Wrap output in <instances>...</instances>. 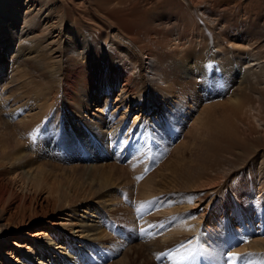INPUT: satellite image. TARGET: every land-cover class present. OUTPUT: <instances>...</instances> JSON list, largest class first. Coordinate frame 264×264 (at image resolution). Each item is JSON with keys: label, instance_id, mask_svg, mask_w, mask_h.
<instances>
[{"label": "bare ground", "instance_id": "bare-ground-1", "mask_svg": "<svg viewBox=\"0 0 264 264\" xmlns=\"http://www.w3.org/2000/svg\"><path fill=\"white\" fill-rule=\"evenodd\" d=\"M52 1L0 0V177L53 199L65 222L9 259V198L5 264H232L229 252L264 264V211L262 236L204 228L223 192L237 198L240 172L264 194V0H100L115 19L103 25L86 0H54L65 27L49 43ZM133 194L137 217L123 202Z\"/></svg>", "mask_w": 264, "mask_h": 264}, {"label": "rangeland", "instance_id": "rangeland-1", "mask_svg": "<svg viewBox=\"0 0 264 264\" xmlns=\"http://www.w3.org/2000/svg\"><path fill=\"white\" fill-rule=\"evenodd\" d=\"M53 1H52V5H51V11L48 10V11H45V12L43 11L40 13L42 22H44L46 17H49L51 19V21L49 20L48 24H46L47 22H44L45 25L43 26V27H45V26L48 27V31L46 32V37H48L49 43L50 42L56 43L58 41V39H60V37L57 38L56 36L59 34V31H64V27H65V24H64V22H62V19L58 18L56 15V12L58 14L60 9H58V6L56 5V3H53ZM99 1L100 0H88V1L86 0V3L81 4V6L84 8L85 7L90 8L92 10V17H96L95 18L96 22L97 21L100 22L101 25H103V23L105 24L107 20H109L112 23L113 22L115 23V19L110 16L108 11H106V14H103L104 17H106V18L103 17L101 12H98L97 8H98V5L100 4ZM168 1H170V0H168ZM23 2H25V0H23ZM97 2L99 4H97ZM77 3H79V1ZM87 3H88V5H87ZM103 3L105 4L107 10H110L111 8L116 7V6L122 7L119 5V3L126 4L125 1L121 2V0H104ZM91 4H93V5H91ZM124 4H123V7L126 6ZM140 7L142 9H144L147 7V4L146 3H144V5L141 4ZM38 9H39V7H38ZM56 9H57V11H56ZM184 10H185V8H184ZM27 11L28 10H25V9H21L19 11V21L21 24H24L26 22V20L30 19V18L26 19V17L28 16L26 14ZM184 13H187V12H184ZM99 15H100V17H99ZM80 17L74 16L73 17L74 21L76 19L79 20ZM86 20H88V22L92 23V24L94 22V21L92 22L89 19H86ZM118 24L119 25L121 24L120 26L126 27V29L129 30L128 29V27H129L128 23L122 22L121 19H118ZM230 30H231L230 32H233L231 34V36L235 37L234 36L235 30H233L232 28H230ZM131 36H134V32L131 33ZM240 37L237 35L236 38H233L232 40H234V42H236V44H243V41L241 40ZM63 41L68 42L69 38L65 37L63 39ZM245 44H247V42ZM259 44H260L259 46L261 48V50H260L261 55L264 56V53H263L264 52V41H263V43L262 42L260 43V41H259ZM106 97L107 96L105 95L102 97L101 100L95 101L91 110L92 109L94 110L95 108H100L101 104L104 105L105 102H103V101L105 100ZM111 99L116 100V98H114V97L112 98V96H111ZM187 107H189V104ZM92 112L98 113L96 111H92ZM133 114H136V112H134ZM133 117H135V116H132V118ZM187 124H189V123H187ZM177 140H178V136H177ZM241 174H242V172H240V174H238L235 177V183H237V186L240 189L238 192L237 198L234 196V199L232 198V200H230V199L228 200V197L230 198L231 196L227 193L224 194V192H223V194L220 195L217 202L213 205V207L210 211L211 214L206 216V220H205L206 224H205L204 228H206L207 225L210 226L211 223L214 224V226H216L217 222H219V223H221L227 227H229L231 225L232 228H236V229H238V228L240 229L241 225H246V226L248 225L247 226L248 228L252 227L254 229V232L255 231L260 232L261 235H259V236H262L261 230L264 227L262 228V225H261L262 217H260V215L261 216L263 215V213H261V212L264 211V204L257 205L256 203L259 202V199H260L259 197L264 195V194L262 192H260L261 191L260 185L253 186V188H252L253 190H249L248 188H246V186L241 187V179L242 178H240V177H243V176H241ZM243 174L245 175L244 171H243ZM13 177H14L13 174L4 175V176L0 177V208H3L4 206L6 208V206H7L6 203L8 202L7 200L9 198H12L11 201L13 202V205L11 207L7 208V210L4 214L3 222H2L3 224H5L9 221V226H11V228H12V233L9 236H6L4 238L5 240L8 238V241L7 242L4 241L5 243H3V245H5V246H4L3 251H2L3 253L7 252L9 254L8 255L9 259H12V257L15 258L17 256L18 250H22V249L28 250L27 248H30L32 246L36 234L42 233V232H44L46 234H50V232L54 231L55 228L57 229V231H59V225L61 223L65 222L63 213H61L60 211L58 212L56 210L57 208L55 209L53 199H45L46 195H43V196L41 195L38 198L36 197V195H29V193H27V192H29L28 190H23L20 185L15 184ZM220 182H222V181H217V184H219ZM238 184H240V185H238ZM214 185H216V184H214ZM209 188H210V186H209ZM219 188H221V186ZM250 191H251V193H249ZM10 196H12V197H10ZM247 198H251V201L248 204L245 203V201H244ZM123 202L124 203L127 202L128 209H130L129 213L130 214L132 213L133 216L135 215L137 217V215H138L137 212H140V206H138V205H140V203L138 205H136V203H137L136 196L133 194V196L130 197V199L125 198V200H123ZM254 202H256V203H254ZM152 209L151 208L146 209V211H149L148 214L153 213ZM115 225H116V229L119 232L122 231L121 234L124 235V237L127 240H130L132 237H134V239H136L135 237L139 236L137 231H135L134 229H132L130 227L125 226V222L123 223V222L118 221L117 224H115ZM255 234H258V233H255ZM263 235H264V232H263ZM254 237H256V236H254ZM263 238H264V236H263ZM141 241H142V238L140 236L139 242H141ZM16 243H19L21 245V247L15 248L14 245H16ZM3 253L1 254V252H0V264L7 263L4 259V256H2ZM225 254L227 255V253H225ZM262 255L264 256V251L262 252ZM206 256H207V253L205 252L204 257H206ZM111 257H112V255H110L108 258H106V261H104L101 264H111V261H110ZM196 257H197V255H194L193 258L197 259ZM241 264H242V261H241Z\"/></svg>", "mask_w": 264, "mask_h": 264}, {"label": "snow or ice", "instance_id": "snow-or-ice-1", "mask_svg": "<svg viewBox=\"0 0 264 264\" xmlns=\"http://www.w3.org/2000/svg\"><path fill=\"white\" fill-rule=\"evenodd\" d=\"M229 259L231 260L232 264H235V261L237 259H240L242 261V264L245 262V258L241 257V254L235 253V252H229L228 254Z\"/></svg>", "mask_w": 264, "mask_h": 264}]
</instances>
